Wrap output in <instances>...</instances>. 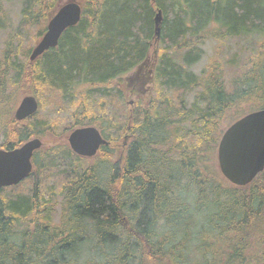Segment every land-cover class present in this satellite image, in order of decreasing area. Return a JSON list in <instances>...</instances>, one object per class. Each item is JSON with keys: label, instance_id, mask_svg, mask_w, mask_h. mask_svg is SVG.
<instances>
[{"label": "trees", "instance_id": "16d2710c", "mask_svg": "<svg viewBox=\"0 0 264 264\" xmlns=\"http://www.w3.org/2000/svg\"><path fill=\"white\" fill-rule=\"evenodd\" d=\"M77 1L80 21L30 62L61 0H21L0 57V148L94 125L127 140L124 156L37 149L30 174L0 188V264H264V169L236 186L211 164L224 129L264 108V0ZM235 36L261 38L260 53L230 85L221 62L193 69L207 40ZM151 50L152 94L128 110L115 81ZM9 87L38 110L16 120ZM50 100L61 121L39 116Z\"/></svg>", "mask_w": 264, "mask_h": 264}, {"label": "water", "instance_id": "95a60500", "mask_svg": "<svg viewBox=\"0 0 264 264\" xmlns=\"http://www.w3.org/2000/svg\"><path fill=\"white\" fill-rule=\"evenodd\" d=\"M154 1V0H153ZM82 15V5L77 0L59 2L49 16L46 29L34 43L29 54L33 62L45 51L56 47L62 33L76 25ZM162 15L154 17L155 35L159 38ZM38 101L32 94L21 97L15 111L16 120L35 113ZM69 147L79 156L92 157L99 147L109 141L94 125L79 126L67 136ZM42 141L33 137L12 149L0 148V188L19 183L32 169L33 153ZM218 168L222 176L236 186L250 183L264 169V108L240 116L222 132L216 148Z\"/></svg>", "mask_w": 264, "mask_h": 264}, {"label": "rangeland", "instance_id": "374dc122", "mask_svg": "<svg viewBox=\"0 0 264 264\" xmlns=\"http://www.w3.org/2000/svg\"><path fill=\"white\" fill-rule=\"evenodd\" d=\"M3 11L6 19V25L0 29V57L4 49L5 40L16 31L20 20V10H21V0H1ZM65 0H61L63 2ZM26 37H29L28 33H25ZM41 37L38 36L33 39L31 47L34 43ZM261 38L259 37H227L222 39H209L203 45L204 55L202 58L193 66V69L199 72L203 67L208 65L210 62L220 63L222 67L224 66V80L226 85H230L231 79L236 75L241 68H245L249 64L250 60L255 58L260 53V44ZM156 63V52L151 50L147 58L135 67L131 72L124 75L120 80L115 81V85H118L122 89L124 94V99L126 102V107L132 109L138 102L146 105L149 97L153 91V72ZM224 64V65H223ZM230 89V87H228ZM8 93H16L18 98H16L14 109L17 107L22 96L30 93H23L22 91L14 92V88L9 87L7 89ZM190 94L188 97L190 98ZM58 101L50 100L49 102L43 101V104L40 106L39 116L49 118L51 120L57 119L58 121L63 119V116H57L55 111L52 109L53 104H57ZM250 107V106H249ZM13 109V111H14ZM78 127V126H77ZM76 128V127H74ZM73 128V129H74ZM72 130V129H71ZM71 130H67L58 135H46L44 137H38L42 141V147L50 148L59 144L61 146L68 145L67 136ZM127 141V140H126ZM126 141L121 139H115L110 141V146L113 147V160L118 159L122 160L125 152ZM217 148V145H216ZM216 148L211 154L212 166H215V169L220 173L217 163ZM40 153V152H39ZM99 151L94 155H98ZM39 156V154H38ZM92 157H86L90 160L94 159ZM86 161V160H85ZM88 162V161H87ZM86 162H83L85 165ZM105 169L109 167L108 164L104 165ZM110 169V168H109ZM221 175V173H220Z\"/></svg>", "mask_w": 264, "mask_h": 264}, {"label": "bare ground", "instance_id": "6f19581e", "mask_svg": "<svg viewBox=\"0 0 264 264\" xmlns=\"http://www.w3.org/2000/svg\"><path fill=\"white\" fill-rule=\"evenodd\" d=\"M154 27H155V24H154ZM38 101V100H37ZM38 108H39V103H38ZM16 109V108H15ZM15 109H14V111H15ZM38 110V109H37ZM14 111H13V116H14ZM34 114V113H33ZM32 114V115H33ZM31 116V115H30ZM15 118V117H14ZM25 142V141H24ZM22 144V143H21ZM20 144V145H21ZM69 149H70V151L72 152V153H74V154H76V155H78L77 153H75L70 147H69ZM32 169H33V162H32ZM32 169H31V171H32Z\"/></svg>", "mask_w": 264, "mask_h": 264}, {"label": "flooded vegetation", "instance_id": "af4514ba", "mask_svg": "<svg viewBox=\"0 0 264 264\" xmlns=\"http://www.w3.org/2000/svg\"><path fill=\"white\" fill-rule=\"evenodd\" d=\"M67 143H68V142H67ZM68 147H69V144H68ZM100 147H101V146H100ZM100 147H99L98 151L100 150ZM98 151H97V152H98ZM119 176H120V175H118V177H119Z\"/></svg>", "mask_w": 264, "mask_h": 264}]
</instances>
